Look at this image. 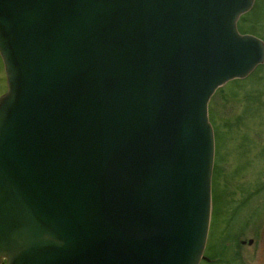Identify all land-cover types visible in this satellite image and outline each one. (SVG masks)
<instances>
[{"label":"water","instance_id":"95a60500","mask_svg":"<svg viewBox=\"0 0 264 264\" xmlns=\"http://www.w3.org/2000/svg\"><path fill=\"white\" fill-rule=\"evenodd\" d=\"M253 2L0 0V264L204 258L207 104L264 62Z\"/></svg>","mask_w":264,"mask_h":264},{"label":"rangeland","instance_id":"374dc122","mask_svg":"<svg viewBox=\"0 0 264 264\" xmlns=\"http://www.w3.org/2000/svg\"><path fill=\"white\" fill-rule=\"evenodd\" d=\"M237 25L264 43V0H255ZM5 89L0 61V95ZM208 113L214 158L212 235L207 253L221 251L222 262L212 264H264V62L245 79L216 89ZM243 202L247 203L241 206ZM237 206L242 207L240 211ZM250 238L254 243L247 245ZM230 255L239 261H232Z\"/></svg>","mask_w":264,"mask_h":264},{"label":"flooded vegetation","instance_id":"af4514ba","mask_svg":"<svg viewBox=\"0 0 264 264\" xmlns=\"http://www.w3.org/2000/svg\"><path fill=\"white\" fill-rule=\"evenodd\" d=\"M247 202H243V203H240V205L241 206H244L245 204H246ZM241 206H237L236 208H238V207H240V208H238V210L240 211V209L242 208ZM212 212H213V207L211 206V212H210V221H211V218H212ZM235 214H237V213H235ZM227 223V222H226ZM210 224H211V222L209 223V228H208V234H207V239H206V247L204 248V252H203V254H204V256H205V259H203L201 262L202 263H206V264H212V263H215L216 261H221L222 262V258H221V251H218L217 249H215L213 252H212V254L211 255H209V253H207L208 252V248H209V240H210V238H211V235H212V232H211V230H210ZM226 225V224H225ZM226 227V226H225ZM226 229V228H225ZM219 240V239H218ZM254 243V240H252V238H250L247 242H246V244L247 245H250V244H253ZM239 244L241 245V244H245L244 242H243V240H239ZM226 255L224 254V255H222V257L224 258ZM231 256V258H234L235 259V257L236 256H234V255H230ZM229 257V256H228ZM226 259L227 260H230V258H227L226 257ZM260 259V258H259ZM264 260V259H263ZM232 261H235V262H238L239 260H237V259H235V260H233L232 259ZM200 264V263H199ZM229 264V263H228Z\"/></svg>","mask_w":264,"mask_h":264}]
</instances>
